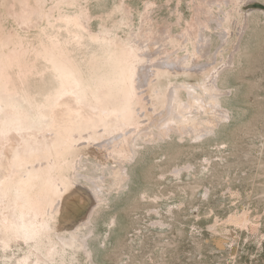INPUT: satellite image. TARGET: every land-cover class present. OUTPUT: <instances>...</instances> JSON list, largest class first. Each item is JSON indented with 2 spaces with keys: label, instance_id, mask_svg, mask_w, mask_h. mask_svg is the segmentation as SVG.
I'll return each instance as SVG.
<instances>
[{
  "label": "rangeland",
  "instance_id": "rangeland-1",
  "mask_svg": "<svg viewBox=\"0 0 264 264\" xmlns=\"http://www.w3.org/2000/svg\"><path fill=\"white\" fill-rule=\"evenodd\" d=\"M18 1L0 0V18L1 2L9 8ZM100 3L104 7L92 5L93 12L110 13L120 5L126 9L129 22L121 25V37L133 38L141 26L144 38L156 44L146 53L151 61L140 70V83L158 64L198 68L211 63L194 75L172 76L171 81H201L215 71L218 88L202 97V107L194 113L196 128L179 125L160 134V119L170 114L155 104L147 118L142 116L141 127L116 132L133 146L132 163L107 160L103 166L87 156L83 164L88 169L66 171V178L94 186L103 199L98 208L88 195L80 209L63 206L52 219L59 232L53 230L52 239L42 238L43 250L59 240L57 233L70 238L69 232H74L82 248L74 252L66 246L64 260L52 264H264V15L252 12L259 4L264 8V0ZM145 8L148 20L142 21ZM227 15L236 16L233 20L240 21L242 30L236 21L224 22ZM8 22L15 26L12 19ZM100 23L94 21L93 29ZM231 28L223 44L222 36ZM193 30L207 37L201 36L199 57L189 61L186 33ZM166 82L161 80L163 86ZM181 94L188 98L184 90ZM31 249L18 240L6 252L12 264H21L18 260ZM2 256L0 250V264H6ZM30 257L33 264L34 255Z\"/></svg>",
  "mask_w": 264,
  "mask_h": 264
},
{
  "label": "bare ground",
  "instance_id": "bare-ground-1",
  "mask_svg": "<svg viewBox=\"0 0 264 264\" xmlns=\"http://www.w3.org/2000/svg\"><path fill=\"white\" fill-rule=\"evenodd\" d=\"M1 3L5 16L0 18V170H4L0 178V250L3 262L12 264L7 248L23 240L32 249L19 263L32 264L29 258L34 255L33 264H52L64 260L66 246L75 252L82 244L74 232H69L70 238L57 233L59 240L43 250L42 238L52 239L51 232H59L52 225L55 213L63 206L68 211L80 209L87 195L97 208L103 199L94 186L75 183V177L70 180L65 172L83 166L88 169L83 164L87 156L103 166L107 160L132 163L136 158L133 146L116 132L142 126V116L147 118L155 104L170 114L160 119V134L179 125L196 128L194 113L202 107V97L218 88L219 76L209 71L201 81L174 83L172 76L194 75L213 65L158 64L140 83L144 76L140 70L151 61L146 53L155 43L144 38L141 26L133 38L120 36L121 25L129 22L122 5L110 13H95L91 6L104 7L100 0H19L9 8L7 2ZM257 7L252 11L256 17L264 15L261 4ZM230 16L224 22L233 25L236 21V28L241 29L240 21L233 20L236 16ZM141 19L148 20L147 8ZM103 20L111 25H104ZM94 21L101 22L97 30ZM35 28L39 31L32 32ZM231 32L232 28L225 31L223 44ZM186 34L190 44L185 49L187 59L196 60L201 36L207 35L199 31ZM163 78L167 80L164 86ZM183 90L188 94L185 100ZM111 134L118 136L111 137L112 142L107 139Z\"/></svg>",
  "mask_w": 264,
  "mask_h": 264
}]
</instances>
